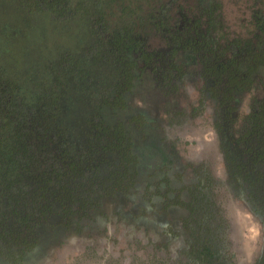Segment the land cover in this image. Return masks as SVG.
Masks as SVG:
<instances>
[{"label":"flooded vegetation","instance_id":"af4514ba","mask_svg":"<svg viewBox=\"0 0 264 264\" xmlns=\"http://www.w3.org/2000/svg\"><path fill=\"white\" fill-rule=\"evenodd\" d=\"M222 9L221 18L238 29L239 21H228ZM186 15L179 27L187 25L196 46L175 44L167 27L174 23H167L164 40L157 36L158 65L151 55L138 62L126 107L116 109L113 120L124 116L128 124L124 145L133 159L120 184H99L81 209L41 203L20 220L8 219L0 227V264H264V216L238 194L223 134L242 123L256 94L235 95L230 112L216 92L218 82L193 53L217 48V36L227 29L209 16ZM255 88L262 96V87ZM245 98L249 110L241 112ZM238 207L261 227L250 255L237 235Z\"/></svg>","mask_w":264,"mask_h":264},{"label":"trees","instance_id":"16d2710c","mask_svg":"<svg viewBox=\"0 0 264 264\" xmlns=\"http://www.w3.org/2000/svg\"><path fill=\"white\" fill-rule=\"evenodd\" d=\"M62 1L54 5V17L67 24L75 16L70 17L68 1ZM83 1L89 14L80 19L83 38L86 35L81 45L58 55L47 51L50 55L39 67L28 66L25 72L8 76L14 96L5 95V100L0 96V227L8 219L29 214L30 205L81 209L99 184H120L133 159L124 145L128 124L121 115L113 120L116 109L126 107L138 62L151 55L158 65L157 54L162 53L157 36L162 34L164 40L167 23H174L167 27L175 44L196 46L187 25L179 27L186 13L199 21L209 16L211 23L222 22L221 28L227 29L226 37L217 36V48L193 53L218 82L216 92L230 112L235 95L262 87V96H253L251 112L242 123L223 134L235 188L264 216V0H239L244 16L238 19V29L223 20V0H134L136 16L127 23L123 15L110 14L109 9L120 5L114 0ZM52 23L58 25L53 19ZM5 71L0 67V73ZM73 72L80 89L71 94L62 76ZM0 81L6 83L3 74Z\"/></svg>","mask_w":264,"mask_h":264},{"label":"rangeland","instance_id":"374dc122","mask_svg":"<svg viewBox=\"0 0 264 264\" xmlns=\"http://www.w3.org/2000/svg\"><path fill=\"white\" fill-rule=\"evenodd\" d=\"M66 1H68L67 5H69L71 12L70 17L73 19V15L75 16L67 24L60 21V17H54L53 7L57 3H62V0H0V67L6 68L4 73H0V78L3 74L6 81V83L0 81V96L3 97V100H5V95L14 96L16 92L15 89H12V80L9 79V75L23 73L28 66L34 67L36 65L39 67L40 63L45 62L46 55H50L46 54L47 51H51L53 55H58L65 49H73L78 43L81 45L80 39H84L86 35L83 38L80 19L89 14L88 11L86 12L87 2L84 3L83 0ZM100 1L101 4H104L102 0ZM114 2L120 5L109 9L110 14L115 12L116 16L123 15L125 23L135 17L134 0H114ZM223 2L226 6L225 17L227 20L232 23L238 21L242 15L241 2L239 0H223ZM128 3L131 5L130 8ZM52 19L56 20L58 25L54 26ZM46 46H51V49L45 50ZM62 80L66 81L65 86L71 94L76 89H80L78 84L80 80L76 73L73 72L69 76L63 75ZM33 86H31L32 89ZM255 90L254 94L260 93V90ZM247 95L250 96V94ZM141 96L138 94L135 98L141 99ZM16 99L23 100L18 96ZM249 106L250 98L249 102L245 98L241 112H247ZM50 109L47 108V110ZM233 213L235 220L238 218L240 224V232H238V224H235L237 235L243 237L244 244L242 242V245L243 247L245 245L246 251L250 255L258 246L261 233L259 222L244 208L238 207Z\"/></svg>","mask_w":264,"mask_h":264}]
</instances>
